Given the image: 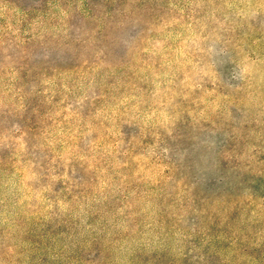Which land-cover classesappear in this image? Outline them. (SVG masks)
Wrapping results in <instances>:
<instances>
[{"label":"rangeland","instance_id":"1","mask_svg":"<svg viewBox=\"0 0 264 264\" xmlns=\"http://www.w3.org/2000/svg\"><path fill=\"white\" fill-rule=\"evenodd\" d=\"M0 264H264V0H0Z\"/></svg>","mask_w":264,"mask_h":264}]
</instances>
